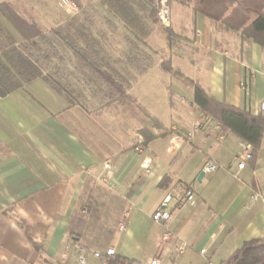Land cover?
I'll use <instances>...</instances> for the list:
<instances>
[{
	"label": "crops",
	"instance_id": "1",
	"mask_svg": "<svg viewBox=\"0 0 264 264\" xmlns=\"http://www.w3.org/2000/svg\"><path fill=\"white\" fill-rule=\"evenodd\" d=\"M48 2L0 0L45 32L67 30L79 48L127 82L140 106H110L108 86L65 49L56 50L50 72L36 78L14 56L0 54V64L14 67L9 93L0 94V264H81V255L85 264H108V249L148 264L166 228L153 214L168 194L185 187L197 205L177 209L173 200L168 228L190 248L165 264H221L246 242L262 239L264 206L251 197L264 189V136L236 177L232 150L239 154L243 142L194 103L193 84L219 103L257 115L264 47L175 2L171 29L180 39L169 42L164 31L162 56L135 13L95 4L62 18ZM97 13L113 39L93 40ZM0 22L16 46L24 42L1 12ZM163 62L172 71H164ZM198 123L204 127L192 142L168 150L173 135ZM137 137L142 152L135 149ZM208 156L220 165L212 174L203 171ZM124 217L127 229L119 233Z\"/></svg>",
	"mask_w": 264,
	"mask_h": 264
},
{
	"label": "trees",
	"instance_id": "2",
	"mask_svg": "<svg viewBox=\"0 0 264 264\" xmlns=\"http://www.w3.org/2000/svg\"><path fill=\"white\" fill-rule=\"evenodd\" d=\"M79 8L82 4L75 0ZM112 1V0H110ZM118 5H127L132 0H113ZM122 1V2H121ZM141 5L154 24L159 23L155 0H140ZM181 5L191 7L194 14H204L215 20L219 28L226 32H236L244 40H252L264 47V0H179ZM0 12L14 29L21 35L24 42L16 46V41L0 22V54H11L23 70L29 72L32 78L50 72L52 56L56 50L70 51L81 64L91 71L99 81L106 84L110 90L109 105H134L139 107L137 100L128 94L125 80L117 79L111 72L96 62L73 41L67 30L55 29L43 31L34 21L24 20L18 15L11 4H0ZM169 42H175L180 36L171 27L164 28ZM20 60V61H19ZM16 66V64H14ZM12 68V69H11ZM0 64V94L9 93L8 85L12 83L14 67ZM164 71H172L169 62L162 63ZM3 73V74H2ZM30 81V80H28ZM10 82V83H9ZM194 85V103L209 118L218 122L224 131L235 134L243 143L253 147L254 152L260 147L264 136V115H253L217 102L202 87ZM167 179L164 178L163 182ZM71 236H75L70 232ZM39 250V246L34 243ZM264 237L260 240L246 242L232 256L221 264H263ZM108 264H142L115 255L108 256Z\"/></svg>",
	"mask_w": 264,
	"mask_h": 264
},
{
	"label": "built area",
	"instance_id": "3",
	"mask_svg": "<svg viewBox=\"0 0 264 264\" xmlns=\"http://www.w3.org/2000/svg\"><path fill=\"white\" fill-rule=\"evenodd\" d=\"M170 0H155V6L157 9V15L159 22L165 26L169 27L171 24V9L169 6ZM59 6L70 16H76L79 13V7L72 0H59ZM245 86V83H242ZM264 115V100L258 105L257 115ZM204 125L202 123L196 124L191 131L186 133L173 135L169 140L168 150L172 153L179 151L186 143L192 142L196 135L203 129ZM211 133L208 132V135ZM135 149L138 152L144 151L142 145V138L137 137ZM254 150L253 147L248 143L242 144V151L237 156V171L235 173L236 177H241L243 172L248 169L250 161L253 159ZM151 160H147L143 165L144 169L148 170L151 166ZM112 165L106 163L105 169L110 171ZM220 169V165L212 160L209 156L205 159L203 166L204 173L212 174ZM253 202H260L264 206V189L256 191L251 197ZM174 200L177 209H182L184 207H194L197 205L196 195L188 188H183L178 194L172 196L168 194L157 208L153 214V220L156 222H161L164 224L165 231L158 243L156 254L150 259L148 264H165L167 260L173 261L180 258L185 252L190 248V245L179 239V237L168 228V222L171 218V212L169 210L170 203ZM127 229V217L121 219L118 225V232L123 233ZM206 250L200 251V255H205ZM106 256L115 255L114 249H108L106 251ZM95 257H102L101 253H95ZM79 262L85 264V257L81 255L79 257ZM103 264H107V260H104ZM205 264H215L212 261H207ZM264 264V263H263Z\"/></svg>",
	"mask_w": 264,
	"mask_h": 264
},
{
	"label": "rangeland",
	"instance_id": "4",
	"mask_svg": "<svg viewBox=\"0 0 264 264\" xmlns=\"http://www.w3.org/2000/svg\"><path fill=\"white\" fill-rule=\"evenodd\" d=\"M48 4L50 5V7H52V10L54 9V11H56L57 13H59V15L63 18H67L70 17L66 11H64L62 8H60L59 6V0H48ZM76 3L75 0H72ZM78 2H80L82 4V7L84 5V7L86 8H94L96 7L95 4L97 5V7H102L105 9H110L112 11H114L115 13H118L119 15L125 13L127 16H131L135 13L136 16V20L137 22H139L140 27H142V29L145 31V34H148L147 36H153L154 38L152 40H150L151 44L153 45V47L155 49H157L158 55H164L161 51H163L165 47V30L164 28H169L172 26V13H171V24L169 27H165L163 26L160 22L158 24H154L148 14L146 13V11L144 10L143 6L140 3V0H132L128 3H126L127 5H118L115 1H110V0H77ZM122 2V1H121ZM175 2H179V0H170L169 2V6L172 12V6L175 5ZM77 4V3H76ZM78 6V4H77ZM79 7V6H78ZM81 7V8H82ZM95 9V8H94ZM93 9V14H94V10ZM80 10V8H79ZM98 14V13H97ZM95 20H93V40L96 39H108L107 35H109V33H105L102 28H100V20L101 19V15L98 14V16H95ZM93 18V17H92ZM99 24V25H98ZM160 24V25H159ZM98 25V26H97ZM150 31V32H149ZM104 36V37H103ZM110 39H113V35H109ZM160 52V53H159ZM132 74H127L128 78H131ZM164 91V89L158 90V96H160V93H164L162 92ZM239 149V148H238ZM237 148H235L234 150H232V158H233V164L236 166L237 165V154L239 152ZM112 212V211H111ZM84 215V214H82ZM95 216V214L93 215Z\"/></svg>",
	"mask_w": 264,
	"mask_h": 264
},
{
	"label": "water",
	"instance_id": "5",
	"mask_svg": "<svg viewBox=\"0 0 264 264\" xmlns=\"http://www.w3.org/2000/svg\"><path fill=\"white\" fill-rule=\"evenodd\" d=\"M202 176H203V174L200 176L199 180H201Z\"/></svg>",
	"mask_w": 264,
	"mask_h": 264
}]
</instances>
